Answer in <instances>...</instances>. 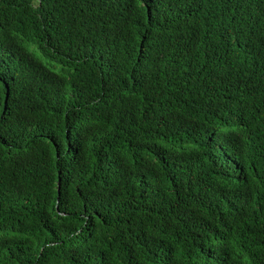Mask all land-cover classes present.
Here are the masks:
<instances>
[{"label":"trees","instance_id":"obj_1","mask_svg":"<svg viewBox=\"0 0 264 264\" xmlns=\"http://www.w3.org/2000/svg\"><path fill=\"white\" fill-rule=\"evenodd\" d=\"M0 264H264V0H0Z\"/></svg>","mask_w":264,"mask_h":264}]
</instances>
